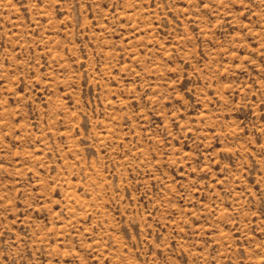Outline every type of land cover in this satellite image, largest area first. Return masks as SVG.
<instances>
[{
  "label": "rangeland",
  "instance_id": "1",
  "mask_svg": "<svg viewBox=\"0 0 264 264\" xmlns=\"http://www.w3.org/2000/svg\"><path fill=\"white\" fill-rule=\"evenodd\" d=\"M0 264H264V0H0Z\"/></svg>",
  "mask_w": 264,
  "mask_h": 264
}]
</instances>
